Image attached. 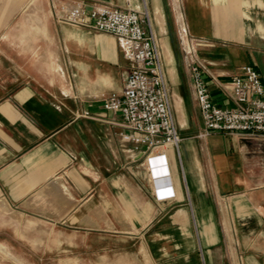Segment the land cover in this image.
Listing matches in <instances>:
<instances>
[{
  "label": "crops",
  "instance_id": "obj_1",
  "mask_svg": "<svg viewBox=\"0 0 264 264\" xmlns=\"http://www.w3.org/2000/svg\"><path fill=\"white\" fill-rule=\"evenodd\" d=\"M97 4L149 14L172 199L166 158L102 108L132 70L119 40L65 21ZM192 66L222 108L242 67L264 85V0H0V264H264V136L200 137Z\"/></svg>",
  "mask_w": 264,
  "mask_h": 264
},
{
  "label": "built area",
  "instance_id": "obj_2",
  "mask_svg": "<svg viewBox=\"0 0 264 264\" xmlns=\"http://www.w3.org/2000/svg\"><path fill=\"white\" fill-rule=\"evenodd\" d=\"M124 1L129 5V0ZM65 21L119 40L132 70L122 92L103 98L102 108L121 116L122 126L127 130L123 138L144 147L146 160L154 152L166 158V180L154 176L153 182L158 197L174 198L166 150L177 147L180 137L147 10L110 8L100 4L87 10L75 5L68 10ZM189 76L204 122L200 137L212 132L236 133L246 138L264 136V85L255 67L244 66L233 76L231 83L236 106L232 108H222L212 99L198 66L190 68Z\"/></svg>",
  "mask_w": 264,
  "mask_h": 264
}]
</instances>
